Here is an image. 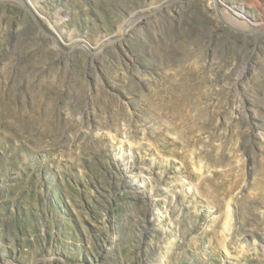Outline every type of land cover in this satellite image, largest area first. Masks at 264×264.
<instances>
[{
    "label": "rangeland",
    "instance_id": "obj_1",
    "mask_svg": "<svg viewBox=\"0 0 264 264\" xmlns=\"http://www.w3.org/2000/svg\"><path fill=\"white\" fill-rule=\"evenodd\" d=\"M0 264H264V0H0Z\"/></svg>",
    "mask_w": 264,
    "mask_h": 264
},
{
    "label": "bare ground",
    "instance_id": "obj_2",
    "mask_svg": "<svg viewBox=\"0 0 264 264\" xmlns=\"http://www.w3.org/2000/svg\"><path fill=\"white\" fill-rule=\"evenodd\" d=\"M231 213H232L231 206L228 204V211L226 214V222H225V230H224L225 232H229L231 230V221H232Z\"/></svg>",
    "mask_w": 264,
    "mask_h": 264
}]
</instances>
